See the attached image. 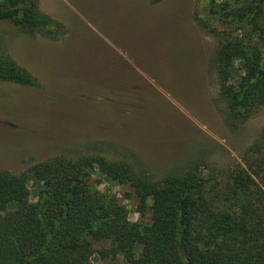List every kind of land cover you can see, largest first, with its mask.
I'll use <instances>...</instances> for the list:
<instances>
[{
    "label": "rangeland",
    "instance_id": "374dc122",
    "mask_svg": "<svg viewBox=\"0 0 264 264\" xmlns=\"http://www.w3.org/2000/svg\"><path fill=\"white\" fill-rule=\"evenodd\" d=\"M224 1L234 2L214 0ZM208 2L39 0L40 11L68 34L61 41L16 35L0 41V52L40 84L0 82V170L18 176L50 157L92 152L125 159L154 179L198 157L218 169L239 163L264 130V107L225 124L213 62L222 25L208 14ZM90 185L116 194L130 235L147 222L124 198L125 187L96 172ZM120 262L92 257V264Z\"/></svg>",
    "mask_w": 264,
    "mask_h": 264
},
{
    "label": "trees",
    "instance_id": "16d2710c",
    "mask_svg": "<svg viewBox=\"0 0 264 264\" xmlns=\"http://www.w3.org/2000/svg\"><path fill=\"white\" fill-rule=\"evenodd\" d=\"M38 1L0 0V41H61L68 34ZM207 7L222 25L213 62L230 126L264 107V0H209ZM0 82L40 87L2 52ZM92 172L125 187L134 211L148 215L136 234L128 232L116 194L91 188ZM95 255L119 257V264H264V130L239 163L218 169L198 157L157 179L95 152L50 157L18 176L0 170V264H92Z\"/></svg>",
    "mask_w": 264,
    "mask_h": 264
}]
</instances>
